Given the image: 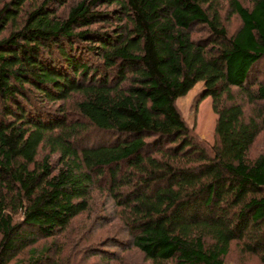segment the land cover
<instances>
[{"label":"trees","instance_id":"trees-1","mask_svg":"<svg viewBox=\"0 0 264 264\" xmlns=\"http://www.w3.org/2000/svg\"><path fill=\"white\" fill-rule=\"evenodd\" d=\"M219 5L0 0V264H264V0L233 35ZM199 83L213 147L177 107Z\"/></svg>","mask_w":264,"mask_h":264},{"label":"rangeland","instance_id":"rangeland-1","mask_svg":"<svg viewBox=\"0 0 264 264\" xmlns=\"http://www.w3.org/2000/svg\"><path fill=\"white\" fill-rule=\"evenodd\" d=\"M78 0H70L73 3ZM245 6L251 5V0H240ZM220 10L223 17V22L228 29L229 34L233 35L241 26L240 18L231 12L229 8V0H220ZM61 9L60 11H62ZM204 34L197 32L193 37L200 38ZM261 80H264V69ZM203 83H199L192 89L185 97L180 98L177 101V107L185 120L188 127L200 142L208 144L209 147H213L215 144V127L217 123V115L213 111V101L211 98H207L203 102L197 105V101L203 91ZM255 152H261L264 150V134L255 147ZM46 153H42L43 157ZM41 157V158H42ZM52 162L57 164V158L53 157ZM115 208L112 202L107 198L105 193H95L93 196V206L91 211L92 219L107 220L113 219ZM108 219V220H109ZM88 224L91 226L92 222L87 219ZM114 220V219H113ZM117 224V221H113L112 225ZM112 225H109L110 227ZM89 226V227H90ZM226 264H259L255 257L243 256L236 248H233L232 253L228 257Z\"/></svg>","mask_w":264,"mask_h":264}]
</instances>
